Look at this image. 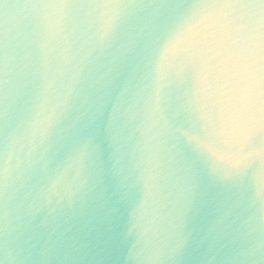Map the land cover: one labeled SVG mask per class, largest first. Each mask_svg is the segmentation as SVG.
Instances as JSON below:
<instances>
[{"label": "clouds", "instance_id": "obj_1", "mask_svg": "<svg viewBox=\"0 0 264 264\" xmlns=\"http://www.w3.org/2000/svg\"><path fill=\"white\" fill-rule=\"evenodd\" d=\"M0 264H264V0H0Z\"/></svg>", "mask_w": 264, "mask_h": 264}]
</instances>
